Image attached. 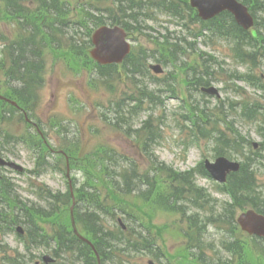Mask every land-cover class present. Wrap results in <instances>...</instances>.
<instances>
[{"label": "rangeland", "instance_id": "obj_1", "mask_svg": "<svg viewBox=\"0 0 264 264\" xmlns=\"http://www.w3.org/2000/svg\"><path fill=\"white\" fill-rule=\"evenodd\" d=\"M69 1L72 8L76 4L87 3V10L91 9L97 18L106 23L113 22V16L121 14L118 6H114L113 11L106 12V3L101 1ZM140 2L141 0H133L135 12H140L138 7ZM107 4L113 7L111 1ZM24 5L27 9L29 7L35 9L38 3L25 2ZM183 6V17L167 14L163 6H147L143 11L153 19L142 22L141 26L144 28L138 27V23H131L133 62L137 63L139 69L145 71L144 74L133 75L126 66L118 65L111 72V76H99L87 66L83 67L77 56L71 58L69 54L60 51L57 57L54 50L46 49L43 56L46 67L43 73L44 83L38 91V97L29 116L41 125L46 138L55 149L67 147L72 143L81 147L83 153L97 151L99 149L96 148L100 145L109 148V153L113 157L105 166L109 167L107 172L110 177L106 176L105 172H101L99 177L102 180L109 181L110 178L124 177L129 166H134L139 175L149 173L153 176L157 172L155 176L158 179L153 178V181L161 184L165 192L174 191L172 184H178L168 177L171 175L170 170L159 163L171 167L176 172L184 173L195 168L205 159H215V148L221 147L234 160L243 161L247 157H254L252 169L255 171L259 192L253 198L255 204L264 207V147L261 145L254 149L252 146L254 141L260 144L264 141V109L256 107L255 113L250 116L245 115L244 112L247 104L256 106L261 104L264 107V58L257 55L253 59L248 56V51H245L246 55L238 56L233 50L234 44L224 38L196 37L201 24L191 19L194 13L190 14L188 7L184 4ZM96 8L100 10L96 11ZM82 9L83 6L74 10V16H82ZM86 17L83 18L85 25L94 28L93 17L90 16V19ZM257 19L256 28L263 29L264 33V12L259 11ZM24 33L25 28L22 30L15 13H11L7 8L6 0H0V91L3 94L7 93L6 71L10 64L1 63L2 48L6 43L15 42ZM165 36L169 37L170 43H177V62L164 67L163 74H156L151 70L148 71L147 68L151 64L158 63V60L143 58V54L146 51L153 52L157 44L165 41ZM178 44L182 48H179ZM255 47L257 49V45ZM206 58L222 62L213 65L218 79L210 84L219 89L218 96L202 94L193 89L191 84H187V77H191L194 72L189 66L194 64L196 69L202 70L199 66ZM161 63L164 65L163 62ZM171 88L175 93L169 91ZM142 92L150 96H142ZM2 102L0 100V135L1 141L6 142L9 153H2L0 156L17 162L27 171L21 174L13 169L0 167V175L7 180L11 178L26 199L37 198L32 192L34 184L37 187V184L41 183L43 188L51 187L54 190H61L62 193H67L69 180L75 182V178L77 186L82 184L84 180L82 169L70 171L67 177L64 159L48 156L47 151L44 154L48 156L47 161L49 160L50 166L45 172L40 171L42 168L37 167V162L40 163L43 159L37 160L39 156L35 152L36 146L33 141H40V138L35 128L24 121V114L12 112ZM191 104L209 115L210 121L207 118L197 121L196 124L188 121L193 111ZM6 109L10 116L7 119L3 116ZM5 133L9 134L6 138L3 137ZM28 135H32L33 139L28 138L29 142L24 144L20 137ZM219 136L227 138L229 143L218 145L216 138ZM247 140H250L251 145L246 143ZM231 143L235 147H229ZM6 146L0 145V147ZM104 154V151L100 153V155ZM96 162L98 161L93 163ZM34 168L36 171L29 173V170ZM196 184L204 188L211 198L216 199L215 206L211 209L212 203L209 202L199 208L195 203L196 196L185 194L183 203L187 213L199 212L200 223L203 224L207 217L214 220L219 216L224 221L217 222V225L211 223L202 225L201 230L204 232L200 234L196 229L191 230L194 241L200 238L205 242L204 259L201 260L199 256L202 250L192 246L195 242L190 245L185 236L189 228L186 217L163 208L152 199L135 200L140 193L134 192L128 196L124 195L123 198L135 205V207L130 206V209L141 219L146 216L150 232L157 240L154 247L160 248L164 256L156 257L150 254L148 249L132 251L125 255L124 264H149V261H153L154 264H194L192 261L187 263L185 259V254L189 253H192L191 257L197 264H216L229 258V254L222 246L223 241L230 244L231 240H247L246 235L230 224L231 213L221 207L227 197L218 192V183L200 177ZM99 186L103 196L108 194L109 186L101 183ZM142 189H145L144 186ZM109 200L112 206L118 207L115 200L109 197L106 202ZM249 203L252 204L253 201ZM54 205L61 209L62 202ZM240 211L238 210V213ZM105 219V223L109 222L107 224L110 228L120 225L119 219L129 224L121 213L116 214L115 221H112L110 215H106ZM48 223L38 221L39 225L47 228L49 234L58 229V225L55 230L52 228V220ZM130 226L141 230L138 222ZM129 233L131 234L130 231ZM248 240L249 245H252V240ZM5 241L7 243L5 248L9 253L17 255L12 248H19L20 252L25 253L15 233L7 235ZM232 247L237 249L236 245ZM262 247L264 248V245ZM44 250L40 249L37 252L40 254ZM3 257L4 253H0V264H7V260ZM256 259L259 264H264V257L257 249L250 256L251 261ZM75 264L80 262L77 260Z\"/></svg>", "mask_w": 264, "mask_h": 264}, {"label": "trees", "instance_id": "obj_2", "mask_svg": "<svg viewBox=\"0 0 264 264\" xmlns=\"http://www.w3.org/2000/svg\"><path fill=\"white\" fill-rule=\"evenodd\" d=\"M22 0H7L9 5L18 6V2ZM167 2H171V0H165ZM183 3L187 4V0H180ZM244 2H249L253 6L257 3L258 0H243ZM39 4L38 13L42 14L39 16V22L46 15L48 25H40L38 24L37 18L32 21V28L29 29V33L17 41L13 42L10 46V49H7L8 56L10 55L11 59V69L8 73L9 76V89L12 95V98L18 99L19 101L29 104L35 98L39 87L42 85V71L44 69V51L45 47H62L64 45L67 46V50H69L73 55L75 53H79L80 47L78 46L79 39L71 36L68 42L60 41L58 39L60 33H65L66 29H64V25L58 26L56 24H69V22L65 21V18L71 14V8L67 6L66 3L61 2L60 0H37ZM125 5V4H124ZM172 5V4H170ZM67 6V9H66ZM64 7V8H63ZM53 17L54 21L50 18ZM196 20L201 21L198 16H196ZM52 21V22H50ZM230 23L231 26L235 25V21L232 15L229 12H224L214 20L209 21L208 23L203 22L204 26H207L212 29L213 32L221 34L225 29H222V22ZM215 23H218L217 25ZM42 26V27H41ZM85 26V25H84ZM64 27V28H63ZM83 28V23L81 21H73L70 25L71 29H79ZM238 29V28H237ZM76 30V31H77ZM239 30V29H238ZM240 31V30H239ZM233 32V31H231ZM237 36V34H235ZM256 40L255 35H251L248 32L245 33V36L238 42L237 47L240 48L242 42L246 45L253 46L254 41ZM90 42L89 40L87 41ZM88 48V45H85L84 49ZM55 54H57L55 52ZM80 55V54H79ZM35 68V69H34ZM14 84H21L20 88H15ZM14 110V107L10 108ZM107 156L105 158H100L97 155L91 153L87 154L86 158H79L78 153H80L79 146H69L67 148V152L70 156H72L71 164L73 166H77L78 168H83L86 170V174L88 175V179L83 182L80 186L76 187V195H77V205H76V220L81 227V231L89 238H91L96 245V248L100 252L103 257V262H106L110 259L111 250L115 247L120 250L119 245L115 246L112 243L113 239H116L115 235L111 232V230L105 225L103 215L110 213L108 211V206L106 202L102 198V194L98 188L97 179H99L100 183L106 182L107 184L113 183L114 187H117L118 191L122 193H130L132 192V182L134 179H138L139 183L137 187L142 186V183L146 181L149 176H145L144 180L142 179V175H139L136 172V169L133 168L131 171L126 170L124 173L125 187L121 186L119 181L116 179H112L107 181L106 179H101L99 174L101 172H105L106 176L110 177L108 166L103 165V163H93L94 161L106 160L113 155L109 153V149L102 148ZM202 174L207 175L206 170L203 166H200ZM184 184V188L176 189L173 193H168L165 195L160 194V197H163V202L167 205L168 208L175 210L179 213L186 214L187 211L184 209L183 200L186 193H194L192 190L195 183L190 179L187 174H179L177 177ZM151 187L154 186V182H151ZM227 189L233 194L235 199L236 206L243 207L248 203V200L253 199L255 197V177L253 176V172L249 170V167L244 165L243 168L238 173H232L227 182ZM226 190V188H224ZM2 192L5 195H9L10 191L6 185L4 184ZM227 191V190H226ZM50 191H48L49 193ZM115 191H113V194ZM247 193L246 199H244V194ZM50 196L55 199L60 196L64 202H62V207L60 210H56L53 207H49L45 209L43 207L35 208L33 205H30L24 201H21V204L17 207V209L11 211V215L9 212H6L4 215V219L6 222V227L8 229H13V225L15 223H27L28 230L30 231V238L36 244L48 243V235L45 233L44 229L37 226L39 220H47L52 219L54 223H57L58 229L55 233V238L57 239L56 247L59 249L58 252H66L76 254L78 258L82 257L84 260V264H97V259L94 251L91 246L87 243L83 242L79 239L72 231V226L70 223V212L69 204L72 201V196L70 191L66 194H53L50 193ZM65 197V199L62 198ZM112 197V190L106 196V198ZM114 197V196H113ZM155 198V197H154ZM49 201V200H48ZM51 205H54L55 202L49 201ZM254 206L261 211L263 207L258 204H254ZM108 208V209H107ZM235 211V210H234ZM234 218V217H232ZM120 229V228H118ZM28 231V234H29ZM44 231V232H42ZM119 235L117 238L118 243H122L124 241V237L127 238L125 232L123 230L118 231ZM129 239V238H128ZM256 244L249 245L248 242L245 241V245L243 247L244 252V264H253L250 260V256H252L255 252V249L259 252L261 256H264V240L254 238L252 239ZM129 243H132L128 240ZM239 240L230 244L228 249L231 251L235 250L236 253L241 252V246H239ZM232 245H236V248H233ZM261 251H259V250ZM56 253V249H55ZM16 264H24L19 260H15Z\"/></svg>", "mask_w": 264, "mask_h": 264}, {"label": "water", "instance_id": "obj_3", "mask_svg": "<svg viewBox=\"0 0 264 264\" xmlns=\"http://www.w3.org/2000/svg\"><path fill=\"white\" fill-rule=\"evenodd\" d=\"M192 5L196 6L200 15L205 18H211L217 13L228 9L232 11L239 23L246 28L253 24V17L248 12V9L239 3L237 0H191ZM94 43L96 48L92 50V55L102 63L119 62L129 52V44L125 41V33L119 28L101 27L94 34ZM156 70L159 67H155ZM14 165V163H10ZM207 166L212 174L220 179L225 180L227 172L230 170H237L239 164L231 162L225 157L219 158L216 163L207 162ZM75 231L77 228L74 223ZM239 222L243 229L249 231L251 234L264 236V215L257 213L254 210H249L239 217Z\"/></svg>", "mask_w": 264, "mask_h": 264}, {"label": "bare ground", "instance_id": "obj_4", "mask_svg": "<svg viewBox=\"0 0 264 264\" xmlns=\"http://www.w3.org/2000/svg\"><path fill=\"white\" fill-rule=\"evenodd\" d=\"M35 69V68H34ZM249 143V142H248ZM249 144H251V143H249ZM231 243H233L234 244V242L233 241H231Z\"/></svg>", "mask_w": 264, "mask_h": 264}]
</instances>
